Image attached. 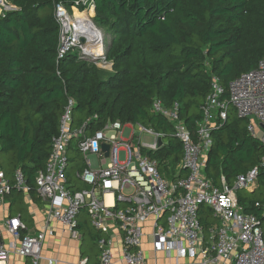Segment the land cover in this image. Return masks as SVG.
Instances as JSON below:
<instances>
[{"label":"trees","instance_id":"16d2710c","mask_svg":"<svg viewBox=\"0 0 264 264\" xmlns=\"http://www.w3.org/2000/svg\"><path fill=\"white\" fill-rule=\"evenodd\" d=\"M76 1L12 0L17 9L0 15V168L8 176L22 169L37 202L36 176L45 170L69 98L76 101V125L98 116L92 131L119 120L164 132L166 143L149 154L173 179L182 143L173 135V124L153 110V100L161 99L166 107L178 101L181 117L195 132L213 77L228 87L264 58V0L81 1L80 9L93 2L94 22L106 36L112 73L105 78L97 63L80 58L77 50L58 57L55 6L62 3L71 9ZM212 136L206 174L217 185L222 177L232 185L264 156L263 141L249 132L248 119L236 113ZM72 153L80 158L79 151ZM73 187L89 185L79 182ZM238 196L246 211L259 212L254 202L264 199V168L258 188L239 191ZM10 197L11 211L27 215L23 195L14 192ZM85 214L78 227L96 243L99 233ZM200 220L205 231L215 223L205 206ZM98 252L88 256L89 262L97 263Z\"/></svg>","mask_w":264,"mask_h":264},{"label":"built area","instance_id":"2783aa9c","mask_svg":"<svg viewBox=\"0 0 264 264\" xmlns=\"http://www.w3.org/2000/svg\"><path fill=\"white\" fill-rule=\"evenodd\" d=\"M81 1L71 9L64 4L55 6L60 23L58 57L77 50L80 58L97 62L103 54V38L93 19L80 15ZM0 15L17 9L12 3L2 2ZM88 7H93V2ZM79 13L78 15L76 14ZM99 31L92 37V29ZM100 42L101 50L89 48L88 43ZM98 48V47H97ZM76 101L69 98L60 117L59 133L52 140L45 170L36 176L35 193L46 204V217L41 228L32 233L21 214L0 219V263L12 255L27 260V264H57L56 258L43 255L48 236L54 234L51 221L55 220L76 240L84 234L78 227L86 211L89 226L99 233L98 264H115V240L121 237L122 264L150 263L143 247L145 239L157 256L176 259L181 264L188 259L201 264H264V199L256 200L258 213L246 211L239 200L240 190L254 191L259 186L260 164L240 174L232 185L222 177L219 185L206 174L209 152L213 145V131L221 128L231 110L248 119L249 132L264 143V58L258 65L233 79L228 87L214 76L211 90L200 109L202 119L195 132L180 115V103L166 107L162 100H153V110L173 124V135L182 143L183 155L171 179L159 169V159L149 152L159 150L166 143V134L141 123H106L100 130H91L97 115L75 124ZM131 128V136L124 139L122 131ZM143 135L154 137L143 141ZM104 144L109 149L103 148ZM79 151L80 164L70 167V154ZM125 151L126 159L119 160ZM97 156L99 165L93 167L88 158ZM77 180L69 183V175ZM182 171L185 172L181 175ZM83 182L88 188L75 189ZM127 190H129L127 192ZM14 192L33 202L27 177L18 168L8 176L0 168V206ZM209 208L217 223L204 230L200 208ZM87 257L79 264H88Z\"/></svg>","mask_w":264,"mask_h":264},{"label":"crops","instance_id":"0c3cea01","mask_svg":"<svg viewBox=\"0 0 264 264\" xmlns=\"http://www.w3.org/2000/svg\"><path fill=\"white\" fill-rule=\"evenodd\" d=\"M24 198V197H23ZM13 197L10 196L7 198L5 204L0 206V219H5L9 215H15L11 211V202ZM25 200V198H24ZM28 206L27 217L23 215L24 219L28 223L29 227L32 226L30 231L32 233L38 231L43 225L44 219L46 217V204L40 199V202L33 201L31 203L25 200ZM31 219V220H30ZM31 224V225H30ZM51 227L54 229V234L48 236L45 240L43 247V255L49 258H56L58 260L57 264H79L80 261L87 257L88 254H83L82 244L87 236H83V240H76L72 238L64 228L56 222L55 220L51 221ZM84 234L83 230H81ZM143 247L146 250L147 259L150 263L157 262L159 264H176V259L174 257L169 258L164 254H158L155 256L151 252V244L148 239L144 240ZM121 256V237L120 235L116 236L115 240V264H122L120 262ZM89 260V258H88ZM92 262V261H91ZM89 262L88 264H92ZM98 264V256L96 260ZM3 264V263H1ZM5 264H27V260L23 259L17 255H12ZM42 264H49L46 260L42 261ZM181 264H201L199 262H193L188 259H183Z\"/></svg>","mask_w":264,"mask_h":264},{"label":"rangeland","instance_id":"374dc122","mask_svg":"<svg viewBox=\"0 0 264 264\" xmlns=\"http://www.w3.org/2000/svg\"><path fill=\"white\" fill-rule=\"evenodd\" d=\"M2 2H8V3H12V0H0V9H3L2 6ZM93 9V10H92ZM91 10L93 12H91ZM86 13V14H85ZM80 15L89 17L91 19H93L94 21V16H95V11L93 7H87L85 10L80 11ZM96 24V23H95ZM96 27L101 31V36L103 38V54L102 57L98 59V61L96 62L97 65L103 70V77L107 78L108 76L111 75L112 73V63L111 61H109L106 57V47H105V33L102 30V28H100L99 26L96 25ZM235 113L234 110H231V114ZM124 139H129L131 136V128H124V130L122 131V135H121ZM143 141L146 142H152L154 140V137L151 135H143L142 138ZM88 158L91 160L93 167H97L99 165V161L97 159L96 154L94 153H90L88 155ZM126 159V153L125 151H120L119 152V160L123 161ZM80 161V158L76 156V154L71 153L70 154V167L73 166L74 163H77ZM77 180L75 179V177L73 176V171L71 169L70 175H69V183H75ZM129 190H127L128 192ZM244 190H240V192H243ZM16 207V206H15ZM27 217V215H25ZM215 223H217V220L214 218ZM31 225V224H30ZM32 228V226H30V229ZM87 237L85 238V240L83 241L82 244V249L83 251L88 254V255H92L94 253L98 252V248L96 243L94 242V240L90 237V235H86Z\"/></svg>","mask_w":264,"mask_h":264},{"label":"bare ground","instance_id":"6f19581e","mask_svg":"<svg viewBox=\"0 0 264 264\" xmlns=\"http://www.w3.org/2000/svg\"><path fill=\"white\" fill-rule=\"evenodd\" d=\"M93 10V9H92ZM91 10V12H93ZM76 14L78 15L79 13H77L76 12ZM86 14V13H85ZM98 35H99V31H97L96 29H92V37L95 39V38H97L98 37ZM88 46H89V48H92V47H96L95 48V51L94 52H99V50H101V45H100V42H98V43H95V42H93V40L90 42V43H88ZM98 47V48H97ZM1 264V263H0Z\"/></svg>","mask_w":264,"mask_h":264},{"label":"water","instance_id":"95a60500","mask_svg":"<svg viewBox=\"0 0 264 264\" xmlns=\"http://www.w3.org/2000/svg\"><path fill=\"white\" fill-rule=\"evenodd\" d=\"M103 148H104L105 150H108V149H109V145H108V144H104V145H103Z\"/></svg>","mask_w":264,"mask_h":264}]
</instances>
